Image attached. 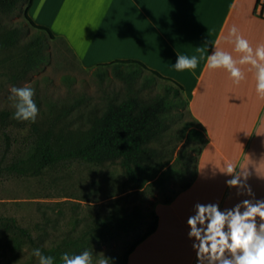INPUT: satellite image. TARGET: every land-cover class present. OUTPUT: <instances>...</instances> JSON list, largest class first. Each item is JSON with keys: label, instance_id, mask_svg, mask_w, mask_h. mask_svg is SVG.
Instances as JSON below:
<instances>
[{"label": "rangeland", "instance_id": "374dc122", "mask_svg": "<svg viewBox=\"0 0 264 264\" xmlns=\"http://www.w3.org/2000/svg\"><path fill=\"white\" fill-rule=\"evenodd\" d=\"M23 8L7 14L0 12V36L8 29L21 28L16 46L0 48V264H39V258L32 254L38 247L27 239L22 238L24 243L14 248V228L6 226L12 219L16 225L30 231L36 244L49 248L81 236L116 202L130 207L139 204L146 210H155L157 205H170L178 198L176 208L167 207L160 215L167 224L177 219L181 231L187 232V220L194 214L197 203H219L220 209L224 210L245 199H264V103L258 112L254 110L242 120L236 134L218 133L212 123L209 124L212 134H209L208 119H205L208 126L201 121L207 133L200 152L195 148L197 140H187L175 131L168 133L159 143L165 153L164 161H168L166 173L161 181H153L138 192L131 189L118 161L101 165L66 161L46 167L34 176L12 171L10 167L23 158L26 142L33 131L32 123L13 118L15 110L9 99L12 87L28 85L34 88V100L39 109L35 123L43 128L51 126L64 134L79 127L91 112L102 111L110 100L124 98L130 87L111 73L101 77L93 69H84L59 38L46 43L44 62L26 68L21 59L24 44L35 30L22 27ZM155 47L159 51L160 42ZM136 48L142 49L138 45ZM152 56V53L148 54V57ZM157 92L162 91L145 88L141 95L147 97ZM180 110L182 115L177 114ZM171 112L170 119L178 127L194 120L186 108L174 107ZM4 113H8L7 119L2 117ZM211 135L210 145L207 141ZM177 155H180L179 159H176ZM229 161L248 173L246 182L254 196L238 194L236 188L226 185L230 177L222 172ZM190 180L192 183L187 187ZM148 219L149 222L130 231L95 242L92 251L88 250L93 254L94 262L98 264L105 256L109 258V264H119L110 256L112 253L123 254L147 232L152 216ZM187 251L188 257L193 253L192 246L187 247Z\"/></svg>", "mask_w": 264, "mask_h": 264}, {"label": "crops", "instance_id": "0c3cea01", "mask_svg": "<svg viewBox=\"0 0 264 264\" xmlns=\"http://www.w3.org/2000/svg\"><path fill=\"white\" fill-rule=\"evenodd\" d=\"M256 3L257 0H32L28 14L62 40L84 69L117 59L140 60L183 86L187 109L201 126V121L208 119V125L215 124L218 133L236 134L242 120L254 110L258 112L264 103L255 90L254 71H249L248 65L242 66L246 80L236 86L226 70L210 71L206 62L216 40L228 36L233 25L254 48L264 43V10H256ZM153 28L156 32H152ZM158 42L159 51L155 47ZM137 45L142 49L138 50ZM220 47L239 59L234 45L222 41ZM149 53L153 56L148 57ZM177 53L200 58L197 69L178 72L173 66ZM205 125L208 126L206 122ZM208 130L212 134L210 125ZM212 141L211 135L207 142L211 145ZM177 200L175 204L155 207L159 215L157 229L134 249L127 264H197L194 249L186 255L187 247L193 244L188 237L189 227L182 232L177 219L167 224L160 215L167 207L176 208Z\"/></svg>", "mask_w": 264, "mask_h": 264}, {"label": "trees", "instance_id": "16d2710c", "mask_svg": "<svg viewBox=\"0 0 264 264\" xmlns=\"http://www.w3.org/2000/svg\"><path fill=\"white\" fill-rule=\"evenodd\" d=\"M32 0H0V12L12 13L23 8L22 27L33 28L34 34L24 44V55L21 58L26 68L36 67L46 60L44 48L46 43L55 40L51 30L36 24L28 14ZM21 28H11L0 36V48L16 46ZM101 77L112 74L128 84L129 93L122 99L110 100L102 111H93L87 120L76 129H69L67 134L57 132L53 127L43 128L32 123V133L26 142L24 156L15 162L10 169L20 175H39L49 166L66 161H86L101 165L107 161H118L124 170L127 180L135 192L144 190L153 181H161L166 173L168 161L159 147L168 133L178 132L187 140H197L195 148L200 152L206 143L205 129L196 121H187L182 127L170 119L174 107L186 108L188 101L183 95V86L162 75L135 59H117L98 64L93 68ZM152 91L159 88L162 92L151 96H142L143 89ZM189 112V111H188ZM190 113V112H189ZM182 115L183 111L177 112ZM7 119L8 113L2 114ZM7 140L9 136L5 134ZM177 155L176 159H179ZM196 169H194V172ZM189 181L187 187L191 185ZM174 197V196H173ZM172 199L169 198L167 202ZM150 228L123 254L112 253L110 258L127 264L130 254L158 226V215L155 210H146L141 205L133 207L115 203V206L98 216L91 226L79 237L63 240L55 246L45 248L35 243L32 234L26 228L16 225L15 219L6 226L14 228L12 244L19 248L23 239L36 245L45 256L54 257V264H63L61 256L79 254L94 248L97 241L103 242L110 237L127 232L139 224L149 222Z\"/></svg>", "mask_w": 264, "mask_h": 264}, {"label": "clouds", "instance_id": "9594fccd", "mask_svg": "<svg viewBox=\"0 0 264 264\" xmlns=\"http://www.w3.org/2000/svg\"><path fill=\"white\" fill-rule=\"evenodd\" d=\"M222 41L234 45L239 59L220 47ZM199 63L200 58L195 55L189 57L177 53L173 66L178 72H194ZM244 65L254 71L257 96L264 99V43L254 48L233 25L228 36L216 40L214 51L207 56L206 67L210 71L226 70L232 82L239 86L246 80ZM10 93L9 99L15 110L13 118L35 123L39 113L34 100L35 89L28 85L12 87ZM224 168L222 173L230 177L226 180L229 188H236L238 194L254 196L246 182L248 173L231 161ZM187 225L190 229L188 237L194 241L192 247L197 264H264V199H245L224 210L220 209L219 203H197ZM32 254L39 258V264H54V257L43 255L38 248ZM61 260L63 264H97L88 250L74 255L64 253ZM98 264H109V258L104 256Z\"/></svg>", "mask_w": 264, "mask_h": 264}, {"label": "built area", "instance_id": "2783aa9c", "mask_svg": "<svg viewBox=\"0 0 264 264\" xmlns=\"http://www.w3.org/2000/svg\"><path fill=\"white\" fill-rule=\"evenodd\" d=\"M256 10L259 12L264 10V0H257Z\"/></svg>", "mask_w": 264, "mask_h": 264}]
</instances>
